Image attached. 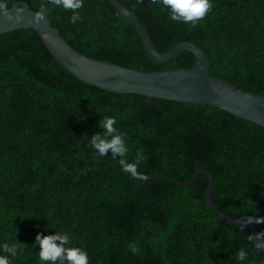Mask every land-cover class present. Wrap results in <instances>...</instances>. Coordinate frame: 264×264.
Segmentation results:
<instances>
[{
	"label": "trees",
	"instance_id": "16d2710c",
	"mask_svg": "<svg viewBox=\"0 0 264 264\" xmlns=\"http://www.w3.org/2000/svg\"><path fill=\"white\" fill-rule=\"evenodd\" d=\"M22 1L35 11L45 7L52 26L88 57L138 70L193 63L184 50L153 64L107 0H83L76 23L53 0ZM119 1L158 51L194 42L210 75L264 95V0H210L194 25L172 20L161 0ZM105 116L126 134L128 159L141 149L146 155L142 180L90 145ZM198 168L213 175L219 209L264 218V128L211 105L104 91L67 72L33 29L0 33V244L18 245L11 264H49L34 240L54 231H66L68 246L86 251L89 264H264L249 230L208 208L204 174L189 185L170 180L184 181ZM253 224L264 233V223Z\"/></svg>",
	"mask_w": 264,
	"mask_h": 264
},
{
	"label": "water",
	"instance_id": "95a60500",
	"mask_svg": "<svg viewBox=\"0 0 264 264\" xmlns=\"http://www.w3.org/2000/svg\"><path fill=\"white\" fill-rule=\"evenodd\" d=\"M107 1L133 26L147 57L153 64L162 65L180 52L188 50L194 56L191 66L138 70L88 57L72 48L61 36L58 28L52 26L47 17L36 22L33 17L37 11L31 9L25 1L19 4V7L23 9L20 19L9 20L0 15V33L19 28L33 29L38 33L55 61L67 72L84 83L104 91L135 93L147 98H159L200 106L211 105L264 128L263 94L242 90L225 80L210 75L208 57L205 51L194 42L181 40L173 43L164 51H158L145 26L134 12L119 0ZM16 6L17 2L10 6L13 12ZM199 173L204 174L207 178L204 198L208 208L222 220L245 226L253 237L255 247L264 253V247H257V241L264 243V237L258 236L260 231L253 223H249L242 217L223 212L212 202L213 175L208 170L198 168L192 172L190 177L181 182L170 180L181 185H189Z\"/></svg>",
	"mask_w": 264,
	"mask_h": 264
},
{
	"label": "clouds",
	"instance_id": "9594fccd",
	"mask_svg": "<svg viewBox=\"0 0 264 264\" xmlns=\"http://www.w3.org/2000/svg\"><path fill=\"white\" fill-rule=\"evenodd\" d=\"M17 6L12 11L10 0H0V15L5 18L20 19L23 9L19 7L22 0H16ZM53 3L61 6L66 10H72L70 17L71 23H76L80 19L79 9L83 6V0H53ZM165 9L168 10L170 18L174 21H182L184 23H192L193 25L202 19L211 7L210 0H161ZM48 11L45 7H41L35 14L33 19L36 22L47 17ZM101 131L92 134L89 137L90 145L96 150L100 157L107 156L109 151L111 157L121 166L124 173L131 177L142 180L144 173L139 170V165L147 157L143 150H138L133 159H128L129 151L126 143V134L119 131L116 125V119L112 116H105L98 121ZM249 223H264V218H249ZM258 236H264L259 233ZM253 237L249 236V240ZM34 244L39 245V259L49 264H89V258L86 251L77 246H68L70 244V236L66 231H54L49 234L37 233ZM257 247H264V243L257 241ZM3 253L0 254V264H11L10 258H14L18 252L16 243L4 242L0 244ZM133 252L138 251L136 247L132 248ZM248 253L245 249L239 250L238 258L247 261Z\"/></svg>",
	"mask_w": 264,
	"mask_h": 264
}]
</instances>
